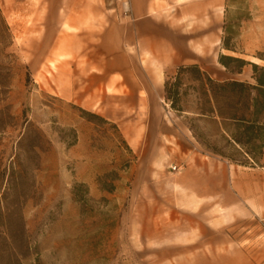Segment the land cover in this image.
<instances>
[{
	"label": "rangeland",
	"instance_id": "1",
	"mask_svg": "<svg viewBox=\"0 0 264 264\" xmlns=\"http://www.w3.org/2000/svg\"><path fill=\"white\" fill-rule=\"evenodd\" d=\"M110 1L108 19L73 28L65 0H0V264H264V158L194 114L192 72L184 112L163 89L189 65L253 83L251 65L232 74L220 58L264 67V0L165 1L156 25L180 41L154 54ZM112 20L125 78L93 68L112 58L95 53Z\"/></svg>",
	"mask_w": 264,
	"mask_h": 264
},
{
	"label": "trees",
	"instance_id": "2",
	"mask_svg": "<svg viewBox=\"0 0 264 264\" xmlns=\"http://www.w3.org/2000/svg\"><path fill=\"white\" fill-rule=\"evenodd\" d=\"M0 25L4 27L2 39L9 38V29L0 15ZM227 48L226 44H223ZM220 63L232 74H240L246 65L252 66L253 83L227 80L214 81L197 65L180 66L174 83L165 82L164 98L170 108L176 112H184L182 106L180 80L181 74L190 71L198 85L199 98L194 114L201 119H211L226 132L234 146H240L244 154L257 163L264 158V67L250 64L239 58L221 56ZM230 63H235V70H230ZM0 70H5L0 65ZM9 85H0V96H5ZM259 146L254 154L252 147Z\"/></svg>",
	"mask_w": 264,
	"mask_h": 264
},
{
	"label": "crops",
	"instance_id": "3",
	"mask_svg": "<svg viewBox=\"0 0 264 264\" xmlns=\"http://www.w3.org/2000/svg\"><path fill=\"white\" fill-rule=\"evenodd\" d=\"M165 1L167 4L172 2V5L186 6V11L201 6L199 0H129L130 13L126 19L134 24L136 31L145 30V32L150 33V35H145L142 40H137V45L148 49L153 54L164 53L169 48L174 49L176 43L180 41L179 31H172L164 26L156 25L153 17ZM65 6L67 8V21L71 27L79 28L82 25L81 23L88 18L105 17L108 19L112 2L110 0H65ZM183 12L184 9H181L177 13L178 16H182ZM119 29L118 24L113 20L108 23V28L101 37V43L96 48L95 53L109 55L112 58L105 62L94 60L93 68L96 71L106 72L108 76L117 73L125 78L127 76L125 73L129 70V64L125 61V57L118 52ZM191 35L195 36L196 34L193 32ZM196 51L200 52L199 48L196 47ZM134 70L137 71L139 68H134ZM157 76L161 80V71L157 72ZM104 82L105 86H117V83H112L113 81L110 78L105 79Z\"/></svg>",
	"mask_w": 264,
	"mask_h": 264
},
{
	"label": "built area",
	"instance_id": "4",
	"mask_svg": "<svg viewBox=\"0 0 264 264\" xmlns=\"http://www.w3.org/2000/svg\"><path fill=\"white\" fill-rule=\"evenodd\" d=\"M122 6L124 7L125 12H127L129 10V3L127 0L122 3ZM172 170L174 172L175 171L179 172L180 168H179V166L174 165V166H172Z\"/></svg>",
	"mask_w": 264,
	"mask_h": 264
}]
</instances>
